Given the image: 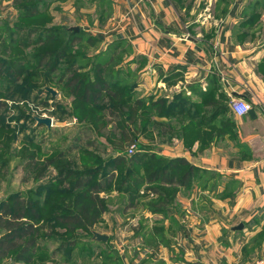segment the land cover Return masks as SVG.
I'll return each instance as SVG.
<instances>
[{
	"label": "crops",
	"instance_id": "1",
	"mask_svg": "<svg viewBox=\"0 0 264 264\" xmlns=\"http://www.w3.org/2000/svg\"><path fill=\"white\" fill-rule=\"evenodd\" d=\"M245 2L66 0L61 4L76 13V23H57L52 15L54 25L75 26L98 38L90 47H98L92 55L118 41L124 52L118 67L136 79L137 97L171 98L182 91L201 103V96L190 91L196 85L202 94L214 91L217 98L221 93L254 110L253 119L247 114L233 117L234 135H215L202 149L198 141L186 149L176 137L172 147L157 149L162 156L185 158L205 174L178 193L175 204L184 212L171 210L165 215L172 231L166 224L163 232L170 233L171 246L148 247L142 264L160 259L166 264H254L264 258V39L260 40L264 14L256 33L252 28L251 43L239 38ZM61 4H52L50 13L61 11ZM3 5L0 0V18ZM97 11L89 26L90 14ZM256 40L259 43H252ZM238 225L241 229L235 230Z\"/></svg>",
	"mask_w": 264,
	"mask_h": 264
},
{
	"label": "rangeland",
	"instance_id": "2",
	"mask_svg": "<svg viewBox=\"0 0 264 264\" xmlns=\"http://www.w3.org/2000/svg\"><path fill=\"white\" fill-rule=\"evenodd\" d=\"M4 1L3 17L0 18L4 23L0 21V27L2 25L8 27L9 39L15 43L5 51L3 46L0 47V102L5 105L0 112V201L12 193L31 191L34 198L40 195L42 200L46 196L51 202L59 201L61 198L63 200L60 202L64 203L69 197L68 190L72 186L74 177L60 183L58 191L48 195L43 189L45 183L54 181L62 170L78 173L83 169L93 168L98 171L93 177L94 181L112 176L109 187L99 193V197L104 199L106 208L101 220L89 229L57 228L50 237L40 239L43 253L38 255L37 252L32 264H142L148 254L146 253L148 247L157 244L170 247L173 241L169 232L168 235L163 232L162 236L157 237H150L148 233L149 229L155 230V228L158 229L157 231H164L168 224L166 230L172 231L171 220L165 215L153 219L148 214L150 211L147 208L156 197L147 189L153 186L160 188V185L136 182L138 177H143L148 169L157 166L158 163H152L142 157L138 158L137 163L129 162L130 144L122 141L121 130L117 128V118L108 115L106 107L112 102L108 101L107 97L98 100L97 106L94 107L80 105L76 95L71 94L72 88L67 87L74 76L83 74L91 67L86 58L91 57L98 47L86 49L83 46H73L71 56L75 53L84 68L79 71L77 69L76 73L63 75L62 72L70 62L67 59L53 65L52 71L36 68L34 63L29 62L30 54L56 48L60 42L35 45L33 43L37 35L29 36L28 28L32 24L51 25L54 18L57 23L73 25L76 23V13H69L68 9L64 8L67 4L61 3L66 0H51L47 7L61 4V11L51 9V14L48 9V18L39 16L35 19L23 20L18 19L14 9L13 2L16 0ZM262 1L246 0L245 6L257 2L262 4ZM259 12L262 16L264 9L259 8ZM98 15V11L90 14L91 19L87 21L89 26L92 24V18L95 20ZM19 24L24 25V28L18 31ZM77 24L86 23L77 22ZM256 24L252 27L255 29L254 33L257 32ZM242 27L243 33L251 43L252 28ZM260 35V40L264 39V27H261ZM257 42L259 43V40L252 43L257 44ZM17 57L22 58L16 59ZM76 66L74 64L75 68ZM72 83L75 84L74 81ZM45 87L52 89L55 95L46 92ZM227 114L232 117L229 110ZM35 118H49L51 127L38 124ZM104 120H107V125L101 127V122ZM79 135L82 143L78 145L77 150L49 166L45 176L40 178L38 173L43 161L54 158L59 151L69 147ZM179 142L182 143L180 139ZM173 143L172 138L159 137L157 130H154L139 139L133 149L134 155L141 145H148L153 152H157L161 145L172 147ZM186 145L188 147V144ZM29 156H34V159ZM118 157L124 160L120 165L115 164V159ZM39 184L42 186L41 189ZM160 189L164 196L168 197L175 192L171 188ZM179 192L176 191L174 196L177 197ZM172 209L176 212H184L176 204ZM92 231L107 236L106 241H92ZM151 240L154 241L150 242ZM61 242L63 247L57 249ZM1 264H11V261L5 260ZM155 264H166V262L160 259Z\"/></svg>",
	"mask_w": 264,
	"mask_h": 264
},
{
	"label": "trees",
	"instance_id": "3",
	"mask_svg": "<svg viewBox=\"0 0 264 264\" xmlns=\"http://www.w3.org/2000/svg\"><path fill=\"white\" fill-rule=\"evenodd\" d=\"M49 1L51 0H16L13 3L18 19L31 20L39 16L49 17L47 7ZM259 8L264 9V0L262 4L257 2L246 6L241 27L252 28L259 22L261 17ZM100 17L102 20L104 14H100ZM0 21L4 23L3 20ZM23 28L24 25L19 24L18 31ZM69 28L70 26L32 24L28 28V35H37L33 44L40 46L60 43L56 48L30 54L29 62L34 63L36 68L52 71L53 65L67 59L70 62L62 72L63 75L76 73L77 69L81 70L83 68L81 62L75 53L71 56V49L74 45L90 49L99 40L80 28L77 32ZM0 30V47L3 46L5 51L13 47L15 42L9 39L8 27L2 25ZM238 36L245 38L246 34L242 33ZM119 47L118 41L113 42L95 55L86 58L91 67L83 74L74 76L67 87L72 88L71 94L76 95L80 105L94 107L97 106L98 100L107 97L108 101L112 102L109 107H106L108 115L117 118V128L121 130V139L124 143L135 148L140 138L157 130L159 137L180 139L184 148L189 149L195 141H198L202 149L215 135L223 136L224 133L234 135V116L232 113V117L227 114L228 110L230 111V101L221 93L217 95V98L214 96V91L212 94H202L194 85L190 87V91L201 96V103L192 102L182 91L171 98L137 97L134 90L135 82L128 73H124L122 68L118 67L124 53L119 51ZM19 58L22 57L16 59ZM74 64L77 65L76 68ZM72 81L75 82L74 85ZM4 107V103L0 102V112ZM162 119L165 120L162 121ZM105 125H107V120L101 122V127ZM80 143H82V138L79 135L69 147L59 151L54 158L44 160L38 176L40 178L45 176L49 166L57 160L68 157L71 152L77 150ZM129 156V162L132 163H137L140 157L152 163H158L157 166L148 169L143 177H138L137 183L160 185V188H171L176 192L181 188L189 189L205 174L202 169L195 167L185 158L162 156L153 152L148 145H141L136 155L133 151ZM29 158L34 159V156H29ZM123 161L122 157H118L115 159V164L120 165ZM59 172V176L54 181L45 183L43 189L48 195V193L58 191L60 183L74 177L72 186L68 190L69 197L64 203L60 202L63 200L61 198L53 202L48 201L46 196L42 200H40V195L34 198L31 191L12 193L0 201V264L5 260H10L11 264H32L35 254L43 253V248L39 243L40 239L50 237V234L57 228L89 229L101 220L106 208L104 199L99 197V193L109 187L112 176L94 181L93 177L98 174V171L93 168L83 169L78 173L63 170ZM39 185L41 189L42 186ZM160 188L153 186L147 189L156 197L147 209L153 214L166 215L173 210V205H175V192L169 197L164 196ZM157 230V228L151 229L156 236L149 231L150 237L163 235V230ZM152 241L154 240L150 242ZM62 247L63 242L58 244L57 249Z\"/></svg>",
	"mask_w": 264,
	"mask_h": 264
},
{
	"label": "water",
	"instance_id": "4",
	"mask_svg": "<svg viewBox=\"0 0 264 264\" xmlns=\"http://www.w3.org/2000/svg\"><path fill=\"white\" fill-rule=\"evenodd\" d=\"M69 29L72 30V31H76L77 32L79 28L78 27H70ZM44 90L46 92H48L49 94H51L52 96L55 95V92L52 89H50V88L45 87ZM247 115L251 119L255 118L254 110L253 109H250L247 112ZM35 121L38 124H42V125L46 126L47 128L51 127V120L49 118H35ZM241 227H242V225H238L234 229L235 230H238V229H241ZM106 239H107V236L92 231V238H91V240L97 241V242H105Z\"/></svg>",
	"mask_w": 264,
	"mask_h": 264
},
{
	"label": "built area",
	"instance_id": "5",
	"mask_svg": "<svg viewBox=\"0 0 264 264\" xmlns=\"http://www.w3.org/2000/svg\"><path fill=\"white\" fill-rule=\"evenodd\" d=\"M229 108L230 112L232 113L233 116L235 117H242L247 114V112L250 110V107L247 103L241 100L237 99H231L229 102ZM134 149V146H130L128 148L129 154H132ZM254 264H264V258L256 261Z\"/></svg>",
	"mask_w": 264,
	"mask_h": 264
}]
</instances>
